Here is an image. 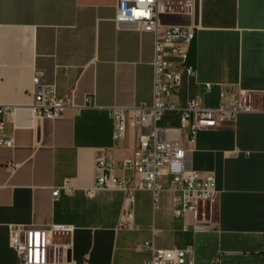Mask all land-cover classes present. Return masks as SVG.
Masks as SVG:
<instances>
[{
	"label": "crops",
	"instance_id": "1",
	"mask_svg": "<svg viewBox=\"0 0 264 264\" xmlns=\"http://www.w3.org/2000/svg\"><path fill=\"white\" fill-rule=\"evenodd\" d=\"M116 2L0 0V103L19 105L4 125L13 145L0 146V264H19L8 244L10 225L53 223L73 225L70 264H144L149 253L136 244L151 239L152 225L160 230L156 246L191 247L189 264H264V0H198L188 53L196 75L182 81L181 99L198 93L215 106L220 89L240 87L259 108L197 131L189 164L212 170L219 191L214 223L200 232L191 229L188 213L174 215L168 191L155 206L149 190H136L131 228L119 227L122 190L87 192L97 155L118 161L146 132L136 126L113 139L108 107L152 100L153 34L117 26ZM159 19L186 24L191 16L161 13ZM36 72L61 91L74 86L80 108L69 106L54 119L33 114L26 105ZM205 81L212 86L203 94ZM65 177L74 188L52 195Z\"/></svg>",
	"mask_w": 264,
	"mask_h": 264
},
{
	"label": "built area",
	"instance_id": "2",
	"mask_svg": "<svg viewBox=\"0 0 264 264\" xmlns=\"http://www.w3.org/2000/svg\"><path fill=\"white\" fill-rule=\"evenodd\" d=\"M195 0H117L113 19L117 26L129 23L135 30L153 34L152 100L129 106L112 104L108 112L113 120V139L121 141L128 128L143 126L130 155L116 161L104 155L95 158L94 188H118L124 192L123 210L119 227L131 228L132 206L136 190L151 192L156 206L161 193H170L174 215H190L193 231H206L214 223L219 191L215 186L212 170L193 168L189 164V151L199 129L217 127L232 121L240 112L259 108L252 102V92L238 87L230 93L219 91L215 106L204 103L202 94L194 93L181 99V84L196 75L195 64L189 59V48L195 36ZM161 13H183L191 16L186 24L162 23ZM212 83H202V93L211 90ZM74 86L61 91L55 82H45L40 73L32 76V101L26 106L44 118H58L69 107L80 108L73 102ZM12 103H0V146H12L11 137L4 134V125L15 118L17 107ZM168 118L165 119V116ZM165 119V120H164ZM127 169V175L116 176L114 168ZM70 178L54 186L51 193L73 189ZM183 231L189 229L182 225ZM73 225L53 223L48 227H29L12 224L8 230V244L19 258V264H70L69 238ZM160 230L152 225L151 239L140 241L136 248L147 251L144 264H189L190 246L163 248L155 245L154 238Z\"/></svg>",
	"mask_w": 264,
	"mask_h": 264
},
{
	"label": "water",
	"instance_id": "3",
	"mask_svg": "<svg viewBox=\"0 0 264 264\" xmlns=\"http://www.w3.org/2000/svg\"><path fill=\"white\" fill-rule=\"evenodd\" d=\"M197 4H198V0H195L194 19H195V17H196V14H197V6H198ZM194 21H196V19H195ZM68 258H69V252H68Z\"/></svg>",
	"mask_w": 264,
	"mask_h": 264
}]
</instances>
